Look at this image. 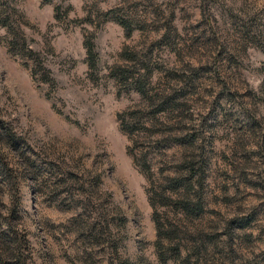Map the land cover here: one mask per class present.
I'll use <instances>...</instances> for the list:
<instances>
[{"label":"rangeland","instance_id":"obj_1","mask_svg":"<svg viewBox=\"0 0 264 264\" xmlns=\"http://www.w3.org/2000/svg\"><path fill=\"white\" fill-rule=\"evenodd\" d=\"M0 264H264V0H0Z\"/></svg>","mask_w":264,"mask_h":264},{"label":"trees","instance_id":"obj_2","mask_svg":"<svg viewBox=\"0 0 264 264\" xmlns=\"http://www.w3.org/2000/svg\"><path fill=\"white\" fill-rule=\"evenodd\" d=\"M0 163L3 165L5 162H3L2 157L0 156Z\"/></svg>","mask_w":264,"mask_h":264}]
</instances>
